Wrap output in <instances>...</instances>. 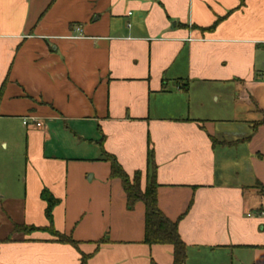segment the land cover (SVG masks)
Returning <instances> with one entry per match:
<instances>
[{
    "label": "crops",
    "instance_id": "0c3cea01",
    "mask_svg": "<svg viewBox=\"0 0 264 264\" xmlns=\"http://www.w3.org/2000/svg\"><path fill=\"white\" fill-rule=\"evenodd\" d=\"M2 87L0 264H174L103 158L150 149L185 264H264V0H0Z\"/></svg>",
    "mask_w": 264,
    "mask_h": 264
},
{
    "label": "trees",
    "instance_id": "16d2710c",
    "mask_svg": "<svg viewBox=\"0 0 264 264\" xmlns=\"http://www.w3.org/2000/svg\"><path fill=\"white\" fill-rule=\"evenodd\" d=\"M3 87L0 90V96ZM264 123V118L259 124ZM103 158L111 164V178H118L126 194L127 207L133 209L137 202H143L145 205V243L153 244H170L174 250V264L186 263V243L182 239L178 222L171 220L158 206V183L156 180V163L154 152L149 150V168L145 188H142L141 175L136 172V177L130 175L124 170L116 157L110 153L104 152ZM42 198L47 202L46 217L50 225L42 230L51 233L54 239L61 243H66L79 249V242L70 235L60 233L54 228L52 211L59 199L54 197L48 190L42 192ZM16 230L24 232H33L41 230L35 226H16ZM90 255L82 253L80 264H87ZM153 264H157L153 261Z\"/></svg>",
    "mask_w": 264,
    "mask_h": 264
},
{
    "label": "rangeland",
    "instance_id": "374dc122",
    "mask_svg": "<svg viewBox=\"0 0 264 264\" xmlns=\"http://www.w3.org/2000/svg\"><path fill=\"white\" fill-rule=\"evenodd\" d=\"M251 114H252V115H251ZM251 114H250V115H247V113H244V112H243L242 116H243V118H245V117H247V116H248V118H250V116H251V117H254V116H255V113H251ZM258 115L261 116V113L259 112ZM257 118H259V117H257ZM129 177H131V178H132V177H136V175H135V174H134V175H130ZM84 178H85L86 180L89 179V178H87V177H84ZM112 179H113V178H112Z\"/></svg>",
    "mask_w": 264,
    "mask_h": 264
},
{
    "label": "built area",
    "instance_id": "2783aa9c",
    "mask_svg": "<svg viewBox=\"0 0 264 264\" xmlns=\"http://www.w3.org/2000/svg\"><path fill=\"white\" fill-rule=\"evenodd\" d=\"M79 31H81V29H78ZM29 123V118H25L24 119V124L27 125ZM37 125H40V123H36Z\"/></svg>",
    "mask_w": 264,
    "mask_h": 264
}]
</instances>
